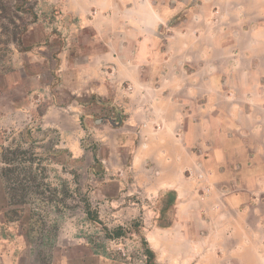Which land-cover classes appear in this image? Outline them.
<instances>
[{"label":"crops","instance_id":"1","mask_svg":"<svg viewBox=\"0 0 264 264\" xmlns=\"http://www.w3.org/2000/svg\"><path fill=\"white\" fill-rule=\"evenodd\" d=\"M60 7L80 24L53 68L70 100L40 127L72 157L90 134L113 195L158 205L159 264H264V0Z\"/></svg>","mask_w":264,"mask_h":264},{"label":"rangeland","instance_id":"2","mask_svg":"<svg viewBox=\"0 0 264 264\" xmlns=\"http://www.w3.org/2000/svg\"><path fill=\"white\" fill-rule=\"evenodd\" d=\"M60 1L31 0L35 15H8L14 24L0 15V32L27 26L18 46L0 51V264H144L142 241L158 205L136 193L113 195L118 185L103 183L90 134L81 143L86 153L72 157L54 129L40 127L46 106L70 100L53 68L80 24ZM118 226L120 237L104 236L103 228Z\"/></svg>","mask_w":264,"mask_h":264},{"label":"trees","instance_id":"3","mask_svg":"<svg viewBox=\"0 0 264 264\" xmlns=\"http://www.w3.org/2000/svg\"><path fill=\"white\" fill-rule=\"evenodd\" d=\"M13 2L14 3L11 5L10 0H0V15H4L3 18H7V20L9 22H12V24H14V22L11 20V18H9L8 15H35L33 12V3L31 2V0H13ZM11 8H14L15 11L13 12ZM18 18V21H22L21 17ZM7 20L5 19V21ZM1 24L2 23H0V25ZM16 28H19V31L14 33L0 32V51H7L10 43L18 46V42L21 40L22 35L25 33L27 26L24 23H21L17 25ZM89 205L90 204L86 201L85 206L87 207V216L90 215V212L88 211ZM94 219H97V216H95ZM103 230L105 231L104 236L106 238H116L120 237L123 234L124 228L122 226H118L112 230H108L107 228H103ZM142 244L144 245V264H159L156 261L154 251L149 247L145 238L143 239Z\"/></svg>","mask_w":264,"mask_h":264}]
</instances>
